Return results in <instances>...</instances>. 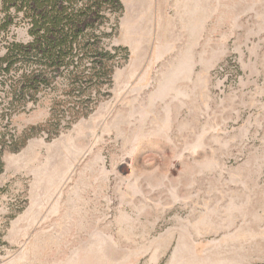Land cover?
I'll return each instance as SVG.
<instances>
[{"label":"rangeland","instance_id":"374dc122","mask_svg":"<svg viewBox=\"0 0 264 264\" xmlns=\"http://www.w3.org/2000/svg\"><path fill=\"white\" fill-rule=\"evenodd\" d=\"M120 1L109 95L2 156L0 264H264V0Z\"/></svg>","mask_w":264,"mask_h":264},{"label":"trees","instance_id":"16d2710c","mask_svg":"<svg viewBox=\"0 0 264 264\" xmlns=\"http://www.w3.org/2000/svg\"><path fill=\"white\" fill-rule=\"evenodd\" d=\"M123 13L120 0H0V119L49 99L43 124L0 134V175L5 152L56 137L109 95L115 70L129 58L112 44ZM18 27L27 41L9 38Z\"/></svg>","mask_w":264,"mask_h":264},{"label":"crops","instance_id":"0c3cea01","mask_svg":"<svg viewBox=\"0 0 264 264\" xmlns=\"http://www.w3.org/2000/svg\"><path fill=\"white\" fill-rule=\"evenodd\" d=\"M123 3H128L126 0H122ZM121 2V1H120ZM126 5V4H125ZM178 11L180 4L178 3ZM129 5L127 4V7ZM167 7H172L173 5L166 4ZM156 1L155 0H136L135 7H133L134 12L136 13V18L142 21L154 20L155 19V12H156Z\"/></svg>","mask_w":264,"mask_h":264}]
</instances>
